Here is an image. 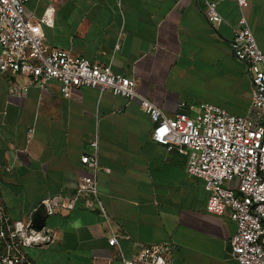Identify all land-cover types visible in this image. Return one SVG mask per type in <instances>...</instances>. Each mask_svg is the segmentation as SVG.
Segmentation results:
<instances>
[{
    "label": "crops",
    "instance_id": "1",
    "mask_svg": "<svg viewBox=\"0 0 264 264\" xmlns=\"http://www.w3.org/2000/svg\"><path fill=\"white\" fill-rule=\"evenodd\" d=\"M218 1L225 17L219 25L200 0H27L25 8L49 48L111 63L169 115L181 110V100L245 114L254 85L249 65L234 53L232 28L243 11L237 0ZM245 13L264 48V0H250ZM12 83L26 92L12 93ZM152 129L138 97L87 86L66 97L57 79L42 86L0 70L2 201L14 220L32 218L48 197L72 194L88 173L82 155L95 134L100 140L98 181L113 229L81 199L46 216L56 235L29 247L36 264H125L143 245L161 242L172 244L170 264H238L230 253L237 229L230 210H208L203 179L188 173L185 154L155 141ZM112 232L117 245L109 243Z\"/></svg>",
    "mask_w": 264,
    "mask_h": 264
},
{
    "label": "built area",
    "instance_id": "2",
    "mask_svg": "<svg viewBox=\"0 0 264 264\" xmlns=\"http://www.w3.org/2000/svg\"><path fill=\"white\" fill-rule=\"evenodd\" d=\"M26 1L0 0V70L26 74L31 83L42 86L57 79L66 97L71 96L73 88L82 86L111 91L128 99L138 97L153 121V139L169 151L185 154L188 173L203 179L209 192L208 210L218 214L230 210L237 225L230 239V253L237 263L264 264V48L258 44L245 13L250 0H237L243 14L232 24L234 53L249 65L254 85L249 110L236 114L216 103L202 102L195 107L181 100V110L175 115H169L140 93L136 79L114 71L111 63H93L66 48H49L26 13ZM200 1L210 22L219 25L225 21L218 0ZM52 16L50 5L42 20L51 23ZM26 90L27 87L15 83L10 85V91L18 95ZM34 133L32 126L29 137H34ZM90 144L91 152L81 157L88 173L75 191L63 198L48 197L42 204L46 214L51 215L67 212L84 199L85 206L98 211L112 228L98 181V134ZM2 186L0 178V264H36L29 255V247L50 243L56 231L47 224L36 226L32 218L14 220L2 201ZM109 243H119L116 232H112ZM171 251L170 242L145 244L137 257L125 260V264H170Z\"/></svg>",
    "mask_w": 264,
    "mask_h": 264
},
{
    "label": "water",
    "instance_id": "3",
    "mask_svg": "<svg viewBox=\"0 0 264 264\" xmlns=\"http://www.w3.org/2000/svg\"><path fill=\"white\" fill-rule=\"evenodd\" d=\"M46 216H47L46 209H45L44 205L42 204L33 213L32 221L36 226L41 227L45 224Z\"/></svg>",
    "mask_w": 264,
    "mask_h": 264
}]
</instances>
